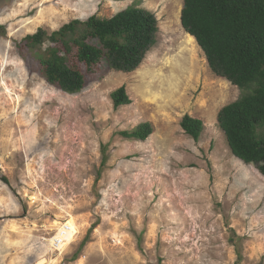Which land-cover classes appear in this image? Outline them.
I'll use <instances>...</instances> for the list:
<instances>
[{
	"label": "rangeland",
	"instance_id": "obj_1",
	"mask_svg": "<svg viewBox=\"0 0 264 264\" xmlns=\"http://www.w3.org/2000/svg\"><path fill=\"white\" fill-rule=\"evenodd\" d=\"M129 6L155 15L156 43L135 70L102 66L77 93L49 85L15 47ZM182 6L0 0V264H264V176L231 153L216 119L245 90L212 72ZM122 86L131 102L115 108ZM184 115L203 122L197 141ZM142 122L146 140L120 134ZM64 223L74 235L56 249Z\"/></svg>",
	"mask_w": 264,
	"mask_h": 264
},
{
	"label": "trees",
	"instance_id": "obj_2",
	"mask_svg": "<svg viewBox=\"0 0 264 264\" xmlns=\"http://www.w3.org/2000/svg\"><path fill=\"white\" fill-rule=\"evenodd\" d=\"M180 23L212 72L245 90L219 109L217 124L231 153L264 176V0H183ZM157 25L152 12L129 6L106 18L73 19L51 32L39 28L15 47L31 71L73 94L102 66L135 70L156 43ZM4 33L0 25V36ZM110 96L115 108L131 102L123 86ZM180 126L194 141L203 130V122L189 115L182 117ZM151 132V124L142 122L120 134L144 141ZM0 179L7 183L6 177Z\"/></svg>",
	"mask_w": 264,
	"mask_h": 264
},
{
	"label": "built area",
	"instance_id": "obj_3",
	"mask_svg": "<svg viewBox=\"0 0 264 264\" xmlns=\"http://www.w3.org/2000/svg\"><path fill=\"white\" fill-rule=\"evenodd\" d=\"M61 227V228H60ZM57 230V236L54 237V245L56 249L61 247L63 244L67 242V238L69 237V234L72 233L70 226L67 223H64L62 226H60ZM68 227L70 229L68 233Z\"/></svg>",
	"mask_w": 264,
	"mask_h": 264
},
{
	"label": "bare ground",
	"instance_id": "obj_4",
	"mask_svg": "<svg viewBox=\"0 0 264 264\" xmlns=\"http://www.w3.org/2000/svg\"><path fill=\"white\" fill-rule=\"evenodd\" d=\"M71 224V223H70ZM72 225V224H71ZM73 226V225H72ZM71 226V231L72 233L69 234V237L67 238V241L71 239L72 235H74V228ZM70 229L68 227V233H69ZM62 248V247H61Z\"/></svg>",
	"mask_w": 264,
	"mask_h": 264
}]
</instances>
